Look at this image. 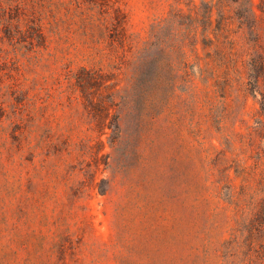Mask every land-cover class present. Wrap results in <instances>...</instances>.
<instances>
[{"label":"rangeland","instance_id":"rangeland-1","mask_svg":"<svg viewBox=\"0 0 264 264\" xmlns=\"http://www.w3.org/2000/svg\"><path fill=\"white\" fill-rule=\"evenodd\" d=\"M24 1L43 12L49 47L38 65L32 54L14 55L22 69L8 73L4 83L7 98L22 99L24 90L29 92L31 116L26 118L38 147L27 166L12 162L15 151L6 148L2 131L11 120H0V264H225L222 242L230 220L219 200L224 185L210 176L216 156L212 143L220 146L221 133L209 130L203 110H195L192 101L176 98L162 105L132 99L128 91V102L118 99L120 105L111 107L107 119L120 114L122 136L113 147L112 129L101 134V115L74 77L83 66L117 70L105 7L85 0ZM114 1L126 16V43L117 49L126 50L129 63L116 75L126 89L138 67L130 61L144 42L154 39L152 25L168 14L174 0H110L106 7ZM253 1L256 34L238 20L228 24L242 56L255 53L257 38L264 50V0ZM5 45L13 48L7 38ZM187 47L201 57L214 52L201 39L197 49ZM152 59L145 70H157L161 56ZM144 85L152 95L150 79ZM90 94L95 102L102 94L109 96L106 89ZM242 95L236 87L226 100L241 107ZM258 107V99L250 95L247 113L240 117L253 122ZM13 109L6 105L7 114L13 115ZM224 125L235 141L229 154L243 156L251 140L246 122ZM100 137L105 145L95 158Z\"/></svg>","mask_w":264,"mask_h":264},{"label":"trees","instance_id":"trees-1","mask_svg":"<svg viewBox=\"0 0 264 264\" xmlns=\"http://www.w3.org/2000/svg\"><path fill=\"white\" fill-rule=\"evenodd\" d=\"M85 1L105 7L104 15L110 16L118 57L116 72L83 66L74 75L84 97L92 101L97 114L101 115L98 120L101 134L106 127H110V144L114 147L121 140L120 114H112L110 120L107 119L111 107L120 105L118 99L127 103L129 94L132 99L137 97L143 102L152 99L162 105L176 98L184 102L192 101L195 110H203L201 114L207 118L209 130L215 128L221 133L220 146L212 143L216 156L210 162V176L224 185L218 192L219 200L230 220L229 234L222 242L225 264H264V50L258 48L261 45L257 38L255 53L247 51L242 56L227 32L228 24L238 20L241 26H248L256 34L254 1L201 0L199 3L189 0L184 6L183 0H174L168 14L152 25L154 39L144 42L138 54L135 53L137 62L130 61L143 69L139 71L136 67L133 82L126 89L117 82L124 70L122 66L128 62L126 50L117 49L126 43V16L117 1L109 4V7L105 4L110 0ZM27 5L24 0H0V120H11L9 126H3L2 131L6 142H9L6 148L9 152L15 151L12 162L21 166H27L28 161L33 160L38 147L27 119L31 116L27 103L29 92L24 90L25 97L22 99L7 98L8 94L3 91L4 83L8 73L22 69L21 61L14 55L32 54L34 57L30 59L38 65L43 51L49 47L43 12L37 6ZM201 7L205 10L203 14L199 12ZM200 25L205 28L201 31V37ZM6 38L13 48L5 45ZM199 39L213 47L214 52L206 57H201L197 52L189 53L187 46L197 49ZM172 49L176 50L174 55L169 53ZM156 55L161 56V60H156L157 70H145V65H150ZM12 61L15 62L13 67ZM148 79L153 85L152 95L147 91L149 87L144 85ZM236 87L243 92L244 103L241 107L231 105L226 100L229 90ZM92 89H106L109 96L102 94L100 101L95 102L90 94ZM250 95L259 102V107L252 114L253 122L244 115L240 117V113H247ZM258 95L261 97L258 98ZM7 101L13 105V115L7 114L6 105H10ZM163 111L161 108L158 114ZM238 119L246 122L251 137L247 144L249 146L243 148V156H235L234 152L229 154L235 141L224 125L227 121L235 124ZM104 145L105 141L100 137L95 158H98ZM104 163L108 164V160H104ZM252 250L256 251L255 255Z\"/></svg>","mask_w":264,"mask_h":264}]
</instances>
